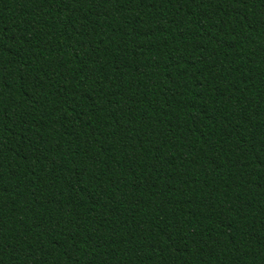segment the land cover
I'll return each mask as SVG.
<instances>
[{
	"label": "trees",
	"instance_id": "16d2710c",
	"mask_svg": "<svg viewBox=\"0 0 264 264\" xmlns=\"http://www.w3.org/2000/svg\"><path fill=\"white\" fill-rule=\"evenodd\" d=\"M0 264H264V0H0Z\"/></svg>",
	"mask_w": 264,
	"mask_h": 264
}]
</instances>
